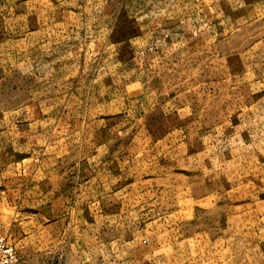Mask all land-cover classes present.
<instances>
[{
	"label": "rangeland",
	"instance_id": "374dc122",
	"mask_svg": "<svg viewBox=\"0 0 264 264\" xmlns=\"http://www.w3.org/2000/svg\"><path fill=\"white\" fill-rule=\"evenodd\" d=\"M84 7L0 0V238L12 214L7 177L36 145L9 141L6 120H31L23 108L36 103L86 99L120 65L84 40L105 31L76 28L96 19ZM117 16L136 21L119 29L141 36V74L122 65L112 87L136 81L137 94L83 109L96 134L92 182L81 196L71 185L58 196H86L88 215L61 239L71 251L19 250L22 264H264V0H110L104 20Z\"/></svg>",
	"mask_w": 264,
	"mask_h": 264
},
{
	"label": "crops",
	"instance_id": "0c3cea01",
	"mask_svg": "<svg viewBox=\"0 0 264 264\" xmlns=\"http://www.w3.org/2000/svg\"><path fill=\"white\" fill-rule=\"evenodd\" d=\"M123 2H120L121 6L124 5ZM108 4L110 0H86L83 13L95 14L96 19L91 26L87 23L84 26L81 22L76 28L91 27L95 32L105 31L101 38L95 37L92 41L84 40L94 48L93 51H96V54H101V58L109 62L107 65L111 64L110 62H117L120 64L119 67L111 70L109 65L103 71L105 80L97 84L86 99L77 98V101L67 99L66 102L55 100L48 107L45 103H42L43 105L36 103V106L33 104L23 108V110L34 111L31 120H6V135L11 136L8 138L9 141L14 139V135H19L21 139L36 144L29 147V150L34 152L30 156L35 155V157L29 158L20 154L21 159L30 160L23 168L24 171L12 173L6 181V203L9 211L12 212L7 220L6 240L14 246L19 264H22L19 250L23 252L71 251L70 247L60 245L61 239L71 233L73 220L88 215L86 196L80 198L58 196L61 188L66 185H71L70 191L75 194L79 191L81 196L88 184L92 182V179L84 174L89 167L88 156L91 152L89 149L93 145L91 142L96 134L88 130L89 126L94 124L92 121L80 120V117L84 116L83 109L104 107L105 104H109L111 95L119 97L122 93L125 96L127 89V93L131 90V93L137 94L136 81L127 89L112 87L119 82V79L115 78H119L118 74L123 72L122 65H128V74L135 78L140 76L138 65L142 57H138L140 50L133 46V41L141 36L138 32L120 31L119 28L122 27L125 29L131 27L133 30L137 27L136 21L131 17H127L129 20H119L120 22L118 16L113 22L110 19L105 21L103 14ZM119 13L120 11L117 15ZM99 14L102 18H99ZM69 41L71 45H74L73 47L81 45V41L75 37H69ZM128 44L129 47H127ZM120 49L129 51L126 59L120 57L122 55ZM111 76L114 77L107 79ZM10 162L9 164H12L14 160ZM77 204L81 206L80 213L77 212ZM90 215L93 214L90 213ZM29 240L33 241V245H28Z\"/></svg>",
	"mask_w": 264,
	"mask_h": 264
},
{
	"label": "built area",
	"instance_id": "2783aa9c",
	"mask_svg": "<svg viewBox=\"0 0 264 264\" xmlns=\"http://www.w3.org/2000/svg\"><path fill=\"white\" fill-rule=\"evenodd\" d=\"M22 171H24L22 169ZM0 264H19L18 254L14 246L5 238H0Z\"/></svg>",
	"mask_w": 264,
	"mask_h": 264
}]
</instances>
